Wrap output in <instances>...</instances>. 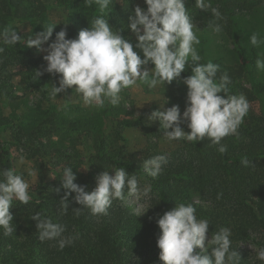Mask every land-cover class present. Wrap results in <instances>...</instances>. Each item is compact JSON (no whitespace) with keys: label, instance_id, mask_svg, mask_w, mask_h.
Instances as JSON below:
<instances>
[{"label":"trees","instance_id":"obj_1","mask_svg":"<svg viewBox=\"0 0 264 264\" xmlns=\"http://www.w3.org/2000/svg\"><path fill=\"white\" fill-rule=\"evenodd\" d=\"M213 1L222 4L221 12L227 15L223 16V20L217 21L215 17L209 20L214 24H223L229 36H233L240 61L236 69L220 66L217 79L225 71L229 74L232 81L229 85L230 94L234 93V85L246 73L251 87L241 88L240 92L248 102H252L264 93L263 84L254 75L258 49L264 43L259 47H247L242 40V28L232 18L245 12L247 3H240L241 0ZM185 7L192 22L208 17L205 16L206 12L196 6V0H185ZM63 9L75 10L80 25L88 28L95 18L103 16L110 27L122 30V36L131 39L134 45L136 43L127 27L129 17L135 10L133 0H112L104 12L94 2L89 3V0H0V32L14 21L39 26V23H44L46 14ZM46 28L43 27V30ZM57 33L54 28L51 41L55 40ZM0 48L4 49L0 52L1 99L10 95L12 67L25 68L29 72L30 82L35 84L41 76L36 75L39 61L32 56L26 44L9 46L0 40ZM209 61L217 64L212 59L203 60V63ZM191 74V68L186 67L178 80L183 81ZM118 127L164 134L161 128L148 125L142 118L123 119L118 122ZM38 134L37 131L34 138H28L13 120L0 117V170L12 169V148L37 150L39 147L33 146L35 141L39 143ZM120 140L126 143L125 139ZM184 144L188 147L186 155L167 157L168 163L162 173L152 178L139 162L125 160L122 151L117 154L110 152L105 140L101 139L95 154L91 156L90 177L83 178L74 168L73 172L77 176L75 183L92 191L96 187V178L103 171L113 172L124 167L127 173L136 176L138 182L145 177L150 183L154 192L150 199L152 214L140 217L119 199L113 201L106 216H94L88 209L77 214L75 209L82 206L76 203L75 193L69 196V208L64 214L60 203L65 191L61 188L62 169L56 172V179L41 183L39 195L30 194L32 198L28 204L13 201L10 213L14 217V231L5 235L0 228V264H162L157 247L160 229L156 214L179 203L192 204L197 217L209 221L210 238L220 227L231 229V247L240 256L239 264H264V261L257 259L258 250L264 247V111L256 123L240 126L238 136H228L221 141L227 148L225 153H220V145H212L207 138L197 143L184 141ZM121 148L126 147L122 145ZM245 159L249 162L248 166L242 163ZM57 188L61 189L59 194L55 191ZM127 192L125 189L124 195ZM36 213L64 224V235H78V239L63 250L56 241L41 242L36 222L31 219ZM243 242L253 243L257 251L243 249L240 246Z\"/></svg>","mask_w":264,"mask_h":264},{"label":"clouds","instance_id":"obj_2","mask_svg":"<svg viewBox=\"0 0 264 264\" xmlns=\"http://www.w3.org/2000/svg\"><path fill=\"white\" fill-rule=\"evenodd\" d=\"M93 2L104 12L112 0H89V3ZM144 3L146 10L137 6L127 25L135 34V45L131 39L121 35L122 30H114L108 20L100 16L92 21L90 28L81 30L75 39L66 38L67 31L62 29L48 44L55 27L49 26L29 38L26 46L47 53L43 57L46 61L44 71L58 78V86L52 85L53 97L73 89L88 106L103 107L106 101L118 106L121 93L138 86V81L148 83L150 88L158 84L168 85L180 79L187 65L192 74L182 81L187 88L183 114L179 105H173L153 111L148 119L159 121L163 135L169 141L197 143L207 138L212 145H220V153H225L227 148L221 141L228 136H238L248 114L246 96L228 94L232 81L226 71L217 79L219 64L211 61L200 63L198 28L188 15L185 0H144ZM196 6L206 10L210 4L207 0H196ZM212 13L217 21L224 19L218 9H212ZM210 27L217 34L222 31L219 23ZM0 38L9 46L17 45L22 39L14 28L0 32ZM249 40L253 47L264 43L258 33H253ZM45 44H48L47 48ZM134 48L143 53V58ZM3 51L0 48V52ZM256 68L264 71V59H256ZM36 75L40 77L43 73L36 71ZM185 123L190 132L181 127ZM167 163L166 156L157 155L144 160L143 168L149 176L157 178ZM242 163L248 166L249 162L245 159ZM76 179L73 168L65 167L61 180V188L65 191L60 199L64 214L68 211V199L72 193H75L76 203L82 206L75 209L77 214L88 209L94 216H106L114 200L124 199L125 189L130 194L148 191L147 187L140 189L136 176L127 173L124 167L113 172L103 171L96 178V187L92 191L75 183ZM29 188V183L15 170H0V228L5 235L14 231V217L10 213L13 201L28 204L32 198ZM60 190L55 189L57 194ZM31 219L36 222L41 242L56 241L63 250L78 239V235H64V224L53 222L39 213ZM157 225L160 229L157 247L162 264H239L240 256L231 247V229L220 227L209 239L210 223L197 217L192 204H176L174 209L157 219ZM257 259L264 261V247L258 250Z\"/></svg>","mask_w":264,"mask_h":264},{"label":"rangeland","instance_id":"obj_3","mask_svg":"<svg viewBox=\"0 0 264 264\" xmlns=\"http://www.w3.org/2000/svg\"><path fill=\"white\" fill-rule=\"evenodd\" d=\"M207 2L210 7L202 12H206L205 16L208 15V17L193 22L198 28L196 34L200 39V44L197 46L202 57L200 63H203V60L212 59L220 66L236 69L240 61L236 54L233 36H229L223 27L218 34L210 27L214 24L209 20L214 17L212 9H218L222 16L227 14L224 11L221 12L222 4L213 0H207ZM240 3H247L246 11L232 18L242 28V40L247 47H250L249 38L253 33H258L261 40H264V0H241ZM133 6L134 8L139 6L145 10L147 8L144 0H133ZM43 21L44 23H39V26L14 21L7 28H14L22 37L19 43L24 44L29 38L43 31V27L55 26L57 32L66 29V38L69 39L77 38L81 30L88 29L87 26L80 25L77 12L70 9L49 12L44 16ZM133 37L136 41L134 33ZM52 42L49 40L48 44ZM48 44L44 47L47 48ZM29 49L32 56L39 61L38 71L43 75L35 84L30 82L29 72L25 68L12 67L10 95L0 99V117L13 120L28 138H34L35 132H39L37 136L39 143L35 141L33 146V148L38 146L37 150L12 148V169L29 183L30 194L39 195L42 191L41 183L45 184L56 179V172L67 165L75 168L79 174L83 175V178H89L92 173L91 156L95 154L101 139L105 140L110 152L117 154L118 151H122L125 160L139 162L143 170L144 160L157 155L175 158L186 155L188 147L185 146L184 141L187 140L169 141L161 134L118 127V122L123 119L142 118L148 125L161 128L159 121H150L148 117L153 111L165 110L173 105H179L182 115L187 94V88L182 80H174L168 85L158 84L155 88H150L146 82L138 81V86L121 93L122 99L118 106H112L107 101L103 107L88 106L73 89H67L65 94L53 97L52 85L58 86V78L44 71L46 61L43 57L47 53L37 52L35 48ZM134 51L143 58V53L139 49ZM258 53L259 58L264 59V45L259 47ZM148 67L151 68L152 65ZM254 75L264 86V71H258L255 66ZM250 87L248 76L244 73L234 85V93L229 95L243 94L240 89H250ZM263 111L264 93L260 98L249 102V111L241 126L256 123ZM181 127L185 132H190L186 123ZM120 138L125 139L126 143L123 144ZM122 145L126 148L122 149ZM138 185L142 190L147 187V193L127 192L124 195L123 204L128 206L134 214L147 217L153 212L150 199L154 192L145 177L140 179ZM174 208L168 207L156 215L160 217ZM208 237L210 239L209 235ZM240 246L248 252L257 251L251 242L240 243Z\"/></svg>","mask_w":264,"mask_h":264}]
</instances>
